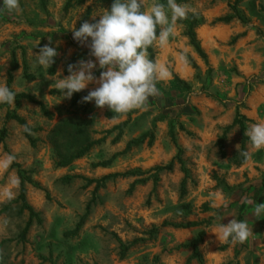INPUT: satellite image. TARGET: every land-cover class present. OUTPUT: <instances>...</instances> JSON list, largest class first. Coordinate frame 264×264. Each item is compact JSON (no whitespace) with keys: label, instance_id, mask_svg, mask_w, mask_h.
Segmentation results:
<instances>
[{"label":"rangeland","instance_id":"374dc122","mask_svg":"<svg viewBox=\"0 0 264 264\" xmlns=\"http://www.w3.org/2000/svg\"><path fill=\"white\" fill-rule=\"evenodd\" d=\"M176 2L194 13L177 21L166 45L152 47L171 77L156 84L146 110L126 115L82 107L96 84L60 101L55 89L70 60L94 59L71 27L98 20L113 0H19L21 12H0V85L46 111L23 97L0 104V158L15 156L0 175V264H200L184 246L195 238L202 264H264V215L254 217L246 202L264 203V149L246 139L242 151L245 130L264 122V0L235 8L234 0ZM192 20L204 56L186 35ZM45 44L58 53L52 72L33 68ZM86 145L83 156L58 165ZM170 161L172 169H156ZM18 169L34 184L24 181V198L39 218L24 233L29 211L11 183ZM232 218L253 231L243 244L214 233ZM189 222L196 225L180 227Z\"/></svg>","mask_w":264,"mask_h":264},{"label":"clouds","instance_id":"9594fccd","mask_svg":"<svg viewBox=\"0 0 264 264\" xmlns=\"http://www.w3.org/2000/svg\"><path fill=\"white\" fill-rule=\"evenodd\" d=\"M21 11L19 0H3L0 6V12ZM190 12L194 13V9L176 0H152L150 5L148 0H113L110 10L100 12L98 20L84 21L78 29L74 23L73 40L87 46L89 56L94 59L68 64L69 74L55 82V89L61 94L59 101L71 99L74 93L96 84L97 87L81 97V103L94 102L97 108L107 107L113 113L125 115L132 110H146L149 98L159 94L156 84L171 77L164 66L149 58L148 49L166 45L175 34L177 21L186 20ZM57 55L56 48L45 44L35 53L33 68L39 66L47 70L55 63ZM94 70H99L98 77ZM16 95L6 83L0 85V104L14 105ZM244 134L253 149H264V122L251 124ZM241 155L247 158L249 153L245 151ZM14 161L12 154L0 158V175L6 173ZM11 183L18 187L20 178L14 177ZM2 195L6 201L15 198L10 189ZM246 202L252 205L254 217L264 215V203ZM214 233L220 242L235 245L246 242L253 231L246 221L232 218L226 224L220 223Z\"/></svg>","mask_w":264,"mask_h":264},{"label":"trees","instance_id":"16d2710c","mask_svg":"<svg viewBox=\"0 0 264 264\" xmlns=\"http://www.w3.org/2000/svg\"><path fill=\"white\" fill-rule=\"evenodd\" d=\"M176 1L180 2V1H183V0H176ZM238 2H239V0H234V6H233L234 8H235V5H237ZM231 19H232V16H229V15L220 18V20L223 21V22H225V23H228ZM196 23H197L196 21H195V22H194L193 20L190 21V25L188 26V29H187V31H186V35H187L188 38H189V42H190V44H191V45L193 46V48L198 52V54H199L200 56H204V54H203V52H202V49H201V47H200L199 41H198V39L196 38V34H195V32H194V26L196 25ZM158 31H159V29H157V32H158ZM148 52H149V58L153 60V58H154V53H153V49H152V47H150V48L148 49ZM70 63L73 64V63H74V60H73V59L70 60V61L68 62V64H70ZM52 69H53V65H52L51 68H50V72H52ZM56 91H57V90H56ZM84 93H85V92H82V91H81V92H78V93H74V97H76V96L79 95V94H84ZM85 95H87V94L85 93ZM17 97L27 98V99H29L30 101H33V102L39 104V105L41 106L42 110L46 113V111H45V109H44V105H43L41 102H38V101L34 100V99L32 98V96H29V95H27V94H22V93H21V94H17V95H16V98H17ZM87 104H88V102H83L82 107H86ZM11 117H12V118H15L20 124L24 125L25 128H27V126H26L24 120L21 119L19 116L12 115ZM234 123H239V124L241 125V127H243V126H242V123H241V120L238 119L237 117H236V119L234 120ZM119 127L121 128L122 125L119 126ZM4 135H5V130H4V129L0 130V138H2ZM246 139H248L247 136H243V137H242V151H243V146H244V143H245V140H246ZM218 145H219V148H220V152H221V154L223 155V145H222V139H221V138L218 140ZM89 146H90V145H86V146H84V147H81L76 153L72 154L71 156L62 158V160L58 163V165H59V166H66V165H68L71 161H73L74 159L83 156V155L86 153V151H87V149L89 148ZM244 159H245V157L243 156V157H242V161H243ZM179 162H181V160H180ZM105 163H107V162H105ZM172 167H173V161H170V162H169L167 165H165V166H157L156 169H160V170H161V169H168V170H169V169H172ZM184 171H185V170H184ZM17 173H18V176H19V178H20V187H21V191H20V194H19V196H18V200L21 201V208H26V209H28V211H29V218H28V220H27V222H26V226H25V228H24V230H23V233H24V232L26 231L27 227L29 226V224L32 222V218H33L34 216H36L37 221L39 220V218L37 217V214L34 213V212L30 209V207L27 205V203H26V201H25V198H24V194H25V188H24V185H23V184H24V181H27L28 183H32V184H33V182H31V180H30L29 178L25 177V176L23 175V173H22L19 169L17 170ZM33 185H34V184H33ZM82 219H83V218H82ZM82 219H81L80 222L77 224L76 228L72 231L73 234L76 233V232L78 231V229H79V227H80V225H81V223H82ZM194 225H196V222H189V223H187V224H182V225H180V227L185 228V227L194 226ZM198 239H199V238H195V239H193L192 241H190L188 244H184V246H191V247H192V255L190 256L189 259L197 258L198 261L200 262V264H202V257H201V254H200V253L198 252V250H197V242H198ZM121 248H122V254H124L125 251L127 250V246L122 245Z\"/></svg>","mask_w":264,"mask_h":264}]
</instances>
